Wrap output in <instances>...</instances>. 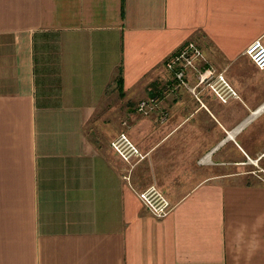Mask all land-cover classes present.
Returning a JSON list of instances; mask_svg holds the SVG:
<instances>
[{
  "label": "crops",
  "instance_id": "crops-1",
  "mask_svg": "<svg viewBox=\"0 0 264 264\" xmlns=\"http://www.w3.org/2000/svg\"><path fill=\"white\" fill-rule=\"evenodd\" d=\"M256 40L264 0H0V264H264ZM189 43L237 99L175 79ZM121 133L143 159L116 155Z\"/></svg>",
  "mask_w": 264,
  "mask_h": 264
},
{
  "label": "built area",
  "instance_id": "built-area-1",
  "mask_svg": "<svg viewBox=\"0 0 264 264\" xmlns=\"http://www.w3.org/2000/svg\"><path fill=\"white\" fill-rule=\"evenodd\" d=\"M244 54L255 68L264 70V45L260 40H256L248 45ZM201 58L202 56L198 48L194 44L189 43L178 53L174 54L166 62L165 66L173 73L175 79L181 85H186V73L194 71L198 74V85L206 87L219 102L226 104L230 99H237V94L221 73H215L212 69H205L203 73H199L195 63ZM152 107L153 99L143 101L138 104L137 111L147 114ZM110 146L116 155L128 165L133 163L132 160L139 161L144 158L138 148L132 144L124 133L119 134L111 142ZM124 179L129 181L128 177H124ZM136 196L147 212L155 219L167 217L172 210L171 203L156 185H151L145 190L136 193Z\"/></svg>",
  "mask_w": 264,
  "mask_h": 264
},
{
  "label": "rangeland",
  "instance_id": "rangeland-1",
  "mask_svg": "<svg viewBox=\"0 0 264 264\" xmlns=\"http://www.w3.org/2000/svg\"><path fill=\"white\" fill-rule=\"evenodd\" d=\"M210 92V91H209ZM257 168V167H256ZM263 179H264V174H263V177H262Z\"/></svg>",
  "mask_w": 264,
  "mask_h": 264
}]
</instances>
